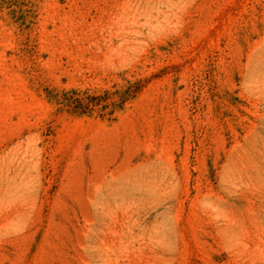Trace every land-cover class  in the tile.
Wrapping results in <instances>:
<instances>
[{
  "label": "rangeland",
  "instance_id": "obj_1",
  "mask_svg": "<svg viewBox=\"0 0 264 264\" xmlns=\"http://www.w3.org/2000/svg\"><path fill=\"white\" fill-rule=\"evenodd\" d=\"M0 264H264V0H0Z\"/></svg>",
  "mask_w": 264,
  "mask_h": 264
}]
</instances>
